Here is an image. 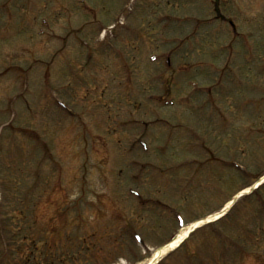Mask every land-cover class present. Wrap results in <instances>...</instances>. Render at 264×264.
<instances>
[{
	"label": "rangeland",
	"instance_id": "374dc122",
	"mask_svg": "<svg viewBox=\"0 0 264 264\" xmlns=\"http://www.w3.org/2000/svg\"><path fill=\"white\" fill-rule=\"evenodd\" d=\"M6 1L0 0V4ZM12 2L16 16L13 14L6 19L0 15V72L15 62L26 68L34 58L44 59L47 65L35 69L37 71L32 76L33 96L28 94L13 101L19 104L32 99L33 105V114L28 113L23 104H20V114L16 108L13 126L20 122V126L40 129L45 134L51 154L57 158L53 164L44 162L45 158L40 157L32 141L17 133L9 136L7 112L0 118V197L6 201L7 215L12 216L11 230L6 225L12 241L19 240L15 231L19 222L26 221L35 228L32 238L45 241L42 234L47 236L46 243L54 252L64 245L75 251L79 238H87L90 244L87 256L79 255L72 264H121L122 259L125 264H148L156 247L167 242L177 222L172 220L169 210L158 211L149 205L140 207L129 196L127 188L132 184L129 176L134 171L129 161L133 163L136 158L143 157L142 160L152 164V172L145 174L147 181L141 184L142 190L147 196L153 190L156 197H162L173 205L171 209L182 212L190 223L197 217L220 211L249 181H254L239 171L235 175L224 161L228 160L230 164L229 160L244 161L251 166V175L264 173V132L255 134L253 139L244 138L247 123L264 128V96L255 97L250 91L256 87L251 85L254 79L256 85H264V0H217L216 7L214 0H92L91 3L98 6V18L107 22L105 26L114 24V19L119 18L130 26L131 31L118 29L119 37L113 40L114 54L98 45L96 61L87 67H83L85 51L73 37L69 45L62 49L59 40L38 37L34 31L37 26L31 28L45 13L53 22V29L48 34L69 36L70 30H82L88 39L99 43L101 37L97 33V23L90 25L84 12H72L73 8L79 10L74 6L76 0ZM22 6L24 8L20 9ZM105 8L108 10L104 11ZM217 10L220 11L219 16ZM166 14L182 18L198 16L214 19L215 23L203 25L194 33V19L178 25L172 20L170 26L163 29L169 22ZM158 15L160 19L164 18L160 24L156 23ZM230 17L241 25L242 33L254 32L252 53L257 58L245 61L249 51L236 43L237 54L228 64L230 68L226 70L224 82L221 79L223 87L229 91L225 109L235 111L230 106L240 95H249L244 97L245 101H259L234 112L242 120L233 116L234 113H228L231 117H226V128L220 137H215L198 118L203 117L205 112H197V117H194L192 111L185 107L159 109L148 100L149 93L139 90H143V79L147 78L145 73L157 74L163 70L158 67L159 64L150 63L147 57L164 51L175 53L174 66L178 74L173 78L175 82L170 83L174 91L188 78L201 84L213 79L216 81L219 76L217 67L225 65L226 52L223 51L225 55L221 54L223 56L214 61L213 55L232 41ZM96 20L97 17L94 18ZM187 36L190 39L183 46L176 41L185 40ZM5 38L8 39L3 41ZM78 38L85 40L82 35ZM28 51L33 53V57ZM120 53H124L125 60ZM107 56L113 58L111 67L106 64ZM211 61L215 62V68L200 75V78L193 75L198 72L197 63ZM187 65L191 68L184 71ZM86 68L92 73H88ZM107 68L113 74L103 72L102 69ZM127 68L133 70L130 81L122 72ZM44 70L49 74L50 90L42 75ZM166 74L169 75V72ZM237 78L246 81L243 91L235 90V87H242L237 85ZM15 82L12 77L0 80V106H4L5 99L8 101L17 92L16 87L20 89L21 83L17 86ZM54 91L65 97L73 114L62 112L53 105L48 106L49 94L53 98ZM201 100L198 98L199 102ZM140 102L141 106H134ZM160 116L169 119L170 123L164 125L160 121L159 126L152 125L144 134L140 123L131 126L119 123L129 118L151 121ZM207 120L211 122L213 119ZM218 124L212 128L207 123L215 133L219 131ZM191 128L203 132L202 137L207 140L212 152L208 159L215 161L221 158L223 167L219 166L216 174L213 175L212 164L206 167L208 174L201 175L190 165L175 167L193 154L194 141L187 132ZM81 129H87L89 139L93 140V143L89 142L87 151L90 155L88 165L82 151ZM141 136L150 143V151L135 153L128 158L125 155L127 146ZM159 144L168 145L166 155L156 153L155 147ZM33 152L34 158L31 157ZM83 164L88 171L83 173L84 182L80 179ZM187 178L192 180L188 182ZM254 202L255 197L238 200L234 217L213 227L200 228L189 238L187 246L165 257L161 264H264V220ZM23 206L30 210L27 220L20 216ZM132 211L134 215L135 212L142 213L143 217L130 218V224L128 218ZM130 226L146 235L148 248L130 244ZM220 230L226 232L225 238L215 234ZM109 234L112 235L109 237ZM233 242L235 249H232ZM14 249L18 247L14 245Z\"/></svg>",
	"mask_w": 264,
	"mask_h": 264
},
{
	"label": "trees",
	"instance_id": "16d2710c",
	"mask_svg": "<svg viewBox=\"0 0 264 264\" xmlns=\"http://www.w3.org/2000/svg\"><path fill=\"white\" fill-rule=\"evenodd\" d=\"M20 210L21 218L27 220L28 216L30 217V210L25 206L20 208ZM6 211L7 206L5 204L0 214H3L4 223L8 226V229L11 230V224H13L11 221L12 216L7 215ZM25 223L26 221H20L17 226L18 228L15 230L17 231L16 236L19 237V240L12 241L9 234L5 239L0 235V261L2 264H59V262L60 264H63V262H65V264H72L77 261L79 255L81 257L87 256V251L90 249L87 238H82L80 242L75 245V251L71 250L69 247H64L54 252L50 250V247H47L44 241L40 242L32 238L35 235L33 231L35 228H33L30 223ZM30 232H32V234H30ZM5 244L6 248L4 247ZM14 245L18 247L17 250L14 249Z\"/></svg>",
	"mask_w": 264,
	"mask_h": 264
},
{
	"label": "bare ground",
	"instance_id": "6f19581e",
	"mask_svg": "<svg viewBox=\"0 0 264 264\" xmlns=\"http://www.w3.org/2000/svg\"><path fill=\"white\" fill-rule=\"evenodd\" d=\"M248 191V190H247ZM229 207V206H228ZM221 215V213H218L206 220L203 221H198V222H194L193 224L187 225L185 226L179 233L178 235L175 237V239L166 247H162L160 249H157L153 256L148 260L149 264H156L169 250H171L172 248H175L176 246H178L185 238H187V236L190 234L191 231H193L194 228L202 225L203 223H205V221L217 218Z\"/></svg>",
	"mask_w": 264,
	"mask_h": 264
}]
</instances>
